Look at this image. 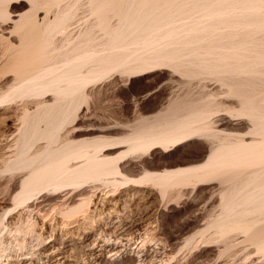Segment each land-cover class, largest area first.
<instances>
[{
	"label": "rangeland",
	"instance_id": "rangeland-1",
	"mask_svg": "<svg viewBox=\"0 0 264 264\" xmlns=\"http://www.w3.org/2000/svg\"><path fill=\"white\" fill-rule=\"evenodd\" d=\"M124 1L126 2V0H0V264H46V258L44 257L45 255L43 256V254L41 252H43L44 249L50 248L51 246L57 248L60 252L63 251L62 253H64L66 255V258L65 259L63 258L64 260L60 259L58 264H101L102 263L101 260L106 259V258H109V259L118 258L119 259V258H125L128 256L129 257L134 256L135 259L138 260V262H139L138 264H145L146 262H147L146 264H186L187 263L186 262L187 257L190 256L191 253L200 251V249L203 247V245L204 246L210 245L213 247L216 246L214 254H212V255L210 254L209 256H205V258L203 257V261L209 262V264H211V262L215 259L219 260L220 264H264L263 263L264 262V250L261 248H260L261 249L260 250L258 248L259 245L256 244V243H258L256 241L249 242L250 240L247 239L248 242L247 243L244 242V241H246L245 239L249 238V237L245 236L246 238L245 239L243 238L244 237L242 235L243 229H241V228H239V229L236 228V229L240 230L241 232L237 231L234 228L236 231H234L233 234H230L231 236H228V237L226 236V238L224 239L225 235L223 238L220 237L222 235H219L222 233L221 227H219L220 231H218L219 230L218 226H217V229H216V226L214 229V225H212L213 227H208V230L204 231V235L202 234V236H203L202 239H200L201 238L200 237V238H198V241L194 242L193 245L182 246L181 248H178V250H176L174 254L171 253L172 247L170 245V244L174 243L178 239V237H180L181 234H183L188 229L190 223L192 222V219H194V215L196 213H198L199 211L202 210V212L204 214L203 217L206 216V217H204V218H206L205 221L204 220H202V221L206 222V220H208V221L211 220L213 215H214L213 216L214 218L211 221H214L216 219L215 214L219 212L218 209L220 208V206L217 205V202L219 203L218 197L217 198L214 197L212 200L211 196H212L213 192L219 196V193L217 192V190L220 189V186H219L220 183L223 182L224 184L227 183L229 185V182H232V181L236 182V180H238V179H239L238 181H240L241 178H243V176H245L246 173H249V170L252 171L255 168L256 169H261V168L263 169L264 168L263 167L264 166V164H263L264 159H263V161H261V160L264 157L263 156L264 151H262V153H263L262 156H258V158L262 157V158H260L261 160L257 159L258 161H256V162L253 161V163L249 162V163H247V165H246V163L244 165L243 164H239V165L237 164V166L235 167V165H236L235 164V165H231V168H230V166H228L229 168H227V166H222V167L227 168V169L225 168V170H224V168L222 169L218 165H217L218 167L214 166V169H215V167L217 169L220 168V170L217 172H220L221 169L223 171H221L222 173H220L218 175L216 173L210 177L209 176L203 177V178L200 177V179L194 178L193 180L191 179L192 181L191 180H176L173 182L170 181V183H164L165 181H161L159 179L157 181L154 178H152L155 174H160V173L161 174H165V173L167 174V172H170V171H173L176 169L193 168V167L197 166L200 163V161L198 159L205 157V156H208V154H209V146L211 145L209 142V137H210L211 130H213V131L219 130L220 132H223V133L226 132L228 134H233V135H235V134H237V135L238 134L239 135L250 134V135H254V136L258 135V137L261 136V134L260 135L257 134L256 131H253L256 133V134L255 133L253 134L251 132L252 131L251 129L253 127V124L255 123V121H253V120H256L257 123L260 122L259 124L262 123L264 125V122H263L264 118L263 117H261L263 119H261V118H258V120L256 119L257 116L259 117V115H262V112L259 113L260 111L257 112V110L258 109L259 110L264 109V106H263L264 100H262L264 98V84H263L264 83V76H263L264 75L263 74L264 73V68H263L264 67V0H220V1L216 0V2H214V0H191V1L190 0H173L176 5L170 4V2H172L171 0H168L170 2H167V0H164V2H163V0L162 1L159 0L163 5L165 3L166 6L164 5V7H163V5L159 2L161 6L159 5L160 7H157L153 14L155 15V13L160 14V13L165 12L164 14H166L165 15L166 18L163 17V18H161L162 20L159 19L158 23L162 22V21L164 23H166L167 21L165 22L164 21V19H165V20H168V22L170 21L169 22L170 24L159 23L158 27H155V26H157V24H155V26H153L155 29H153V27H151V30H153V31L156 30L157 34L155 33L156 34L155 35L154 32L152 31L150 33V35L152 34V36H150V35L148 36L149 31H151L149 29L146 37L148 39L150 37V40H151L152 39L151 37H153L154 35L156 37H159V35L161 36L162 35L161 33H164V32H165V35H168V34H166L167 31L168 30L170 31V30H172L173 27H176V29H178V32H177V30L171 31V32H173L172 33L173 37L179 33L178 35H180L181 38H178L180 36L177 35V36H175L176 40L174 41L173 37L172 38L169 37L167 39L168 36L164 37L165 35L164 36L162 35L163 38H165L164 39L165 44H164V46L162 44V46L158 47V45H160L161 43L160 42H159L160 44L156 43L160 40H158L159 38L156 39V37H155V40H157V41L153 42V40H154V38H153V40L150 41L151 43L149 44V45H151L153 42L155 45L154 47L152 45V48L150 47L151 48L150 49L149 47H146L147 45L144 46V48L146 47L147 50H149V52L147 51V53H146V49L142 48V46L145 43H147L144 35H142V36H144V38L142 36L141 37L139 36L137 38L135 36V33H131L132 32L131 30H130L131 35L128 33L126 34L125 32H127V30L129 32V29H127L126 31L124 30V31L118 33L117 34L118 37L116 35H112L113 33L111 34V32L117 27V22L120 23L121 17H122V15H124L123 9H126L129 4L133 3V1H136V0H132V2H130V3L128 2V5H127V2L125 3ZM254 2H257L256 5L257 4L258 5L257 6L251 5V4H254ZM168 3H169V6H172V8L168 6ZM197 3H199V5L202 7L197 5ZM193 4H196L197 5L196 7H198V8L197 9L194 8L195 6ZM204 5H207L208 7L204 6ZM65 6H66V8H65ZM251 6H252V8H251ZM253 6H254V8H253ZM162 7L164 10H162ZM204 7H206L207 9ZM215 8L217 9V10H215L216 12L214 11ZM157 9H158V11H157ZM208 9H210V10H208ZM218 9H220V11H218ZM221 9H222V11H221ZM64 10H67V11H64ZM68 10L71 13L68 12ZM57 11L59 12V14L60 13L62 14L63 11H64V13L65 12L70 13L69 14L70 15V19H69L70 21H69V24L66 25L67 28L65 27L64 29H56L55 30L57 33H55V34L53 33L54 36L52 34V36L48 38L51 40V42L49 40L48 44H47L49 46H46V48H45V44L43 42L47 43L46 40H48V39H45V41H43V42L41 41L42 39L47 38L45 36L44 20L47 18H49V20L53 19L55 17L54 15H58ZM120 11H121V13H120ZM177 11H180V12H177ZM208 11L209 12L211 11V13L213 15L211 13H209ZM227 11H228V13H227ZM55 13H57V14H55ZM187 14H188V16H187ZM203 14H204V16H202ZM224 14H226V15H224ZM179 15L182 17H180ZM227 15H229V16H227ZM217 16H219V17H217ZM104 18H105V21H104ZM186 18H187V20H186ZM223 20H225V21H223ZM261 20H262V22H261ZM98 22H100V23H98ZM97 23L99 26H97ZM208 23L210 24V27H209ZM211 23H213V24H211ZM162 24L164 25V27H167V28H163L161 26ZM191 24L192 25L194 24V25L192 26ZM215 24H217V25H215ZM170 25L171 26L173 25V26H172V28L169 29ZM190 25H191V27H189ZM211 25H213L214 27ZM185 26H187V28ZM108 27H109V29H108ZM159 28H160V30H159ZM179 28H181L182 30ZM107 29L108 30L113 29V30L112 31L110 30L111 31L110 32ZM166 29H167V31H166ZM198 29L200 30L199 33L197 32ZM211 29H212V31H211ZM157 30H159V31H157ZM204 30H206V31L204 32ZM107 31H108V34H106ZM171 32H168V33L170 34ZM174 33H176V34H174ZM213 33H215V34H213ZM61 34H62V36H60ZM84 36H86V37H84ZM87 36L90 39L93 38L91 40L94 41V43H97L99 45L98 46L96 44L94 47V48L98 47V48H96V50H97V53H99V54L102 51H105V49H106L105 47L107 44H109L107 49L111 48L110 44H112V43H110V42L113 41L112 40V37H113L114 39L117 40L116 47H115V44L114 45L112 44V46H114L113 49H115L114 50L115 53H117L116 51H119L120 49L122 50V48L119 49V47L126 46V45L130 44V42H131L132 46H130V47L126 46L125 47L127 49V51L128 50L130 51V49H131V51H130L131 54L135 49L133 46L136 47L138 45L136 47V49H139L138 51H140V53L138 54L139 56L141 55V53H145V54H143V56L151 53L149 55L152 57L151 51L156 50L157 47L158 48H161V47L165 48L171 43L170 46L173 49L170 48V46L165 48V51L167 49L169 50V51L167 50L170 53V54L168 53V55L172 54V52H171L172 50L174 52V54H172V55H174L175 59H176L177 55L179 56V54H181V53H182V55H181V57L179 56L181 58V59L179 58L180 61L178 60V58L176 60L173 59V61L171 60V57H170V59H168V60H171L173 63H175V65L169 64L168 60H164L165 63H163V61L160 58L161 55L160 56L159 55L153 56V58H151L149 56H146V57L144 56L145 58H143V61L146 62V59L148 61H150L149 59H151L150 64H153L152 62L156 61V59L154 61V58H156V57H157V60H160V62H158L160 64L164 65V64H166V61H168L166 64V68L169 65L168 68L163 69L165 66L162 67L163 65L161 66L160 64H158L160 66H157L156 63H155V65L149 64V66L146 63L147 65L145 66V64H143V61L141 60L142 56H140V59H139V57L137 58L138 51L136 49H135V51H137V53L134 52L136 54V58H134L135 55L132 58L133 55H130V52H128L132 59L130 58V60H127L126 64L123 63V65L124 66H126V65L130 66L132 64V67L135 68L136 67L135 63H138V66H140V68H138V66H137V68H135L136 69L135 70V69H131L132 67L130 66L131 68L125 69L126 71H128V73H126L122 69V67L120 69H119V67H117V68L112 67V68L106 69L105 72L101 73L100 75H98L94 79H91L90 81H88V83H87L88 85L86 84V86H85V91L87 93H89L88 94L89 96L87 97V99L85 101L80 102V105H79V103L77 104L78 107H80V106L81 107L80 108L76 107V109L78 111L75 110L73 117L71 116L70 117L71 119L69 118V120L67 119L65 121L66 123H63V125L61 127H63L64 125L65 126L63 128L59 129L60 132L58 130V138H60V139L56 138V140H55L56 144H55V142H53L54 143V145L52 144L53 147L57 146L60 143L59 140H61L63 137H64L63 138L64 140H67V139L72 140V138H73V140L77 139L76 141H78V139L79 140L80 139L88 140V138L93 139L94 135H95L94 137H96V135H98V136L99 135H105L104 136L105 142L102 144V147H103V145L105 148H107V146L109 147L110 145H111V147L117 146L119 143L117 144L116 140H120L124 136L123 134L126 133L125 131H127V133L129 132L130 129L128 130V128L131 127L130 125L138 123L145 116H148V114L150 116H153V113L156 114L158 112L160 104L162 102H164L168 97L174 98L176 96V95L172 94L171 90H173L174 93L176 92V94H181L180 92H183V93L188 92V94H187L188 97L190 96L189 93H191L193 90H195L192 92L193 94L191 93L192 97H197V95L199 94L198 96H200V95L204 96V98L209 100V102H211V98L214 97L215 99L214 98H213L214 100L212 99L214 104L211 103V104H213L211 107H213V110H215V111H213L211 116L209 115V117H207L208 119H206V118L204 120L198 119V122H197V120H194V123H197V125L199 123L200 125H202V127L203 126H205V127H203V129L201 130L200 133H198L199 135L198 134L195 135L196 137L193 135L194 138L191 139L184 146V148L180 151H176V149H177V146H180V143L184 140V138H183V140L177 139V140L171 141V142L165 144L164 146L153 143V144L149 145L150 147L149 146L145 147V149H144V147L143 148L118 147V148L113 149V150L102 151L104 149V147L103 148L100 147L101 149L100 148H99L100 150L98 149L99 151L97 154H99L100 151H102L100 154H104V155H106L107 158H110L111 163L109 165L113 167V170H109L108 172H105V173H103V175H100L98 177L91 176V177H88L84 180H80L77 182H66V183H62V184L57 185V186L55 185V187L52 185H49V184H44L42 186H39V188L37 187L36 189H34L29 195L24 197L22 200H21V198L20 199L15 198L14 195H11L9 193L10 187H11L14 179L17 178L21 174H25L26 172L28 173V171L32 170V167H30V168L27 167L28 169L26 167L19 168V169H16V172H15L14 169H13V171H12V169H10L11 167L5 166L6 162H4L5 161L4 159L8 155L14 154L15 153L14 150H16V149L18 150V139L17 138L21 134V131H24V129L22 130V128H24V127H22V125H23L22 119L24 118L23 116H27V113H29L27 117H31L32 114L33 115L35 114L34 110H36V108H38L36 106H39V105L43 106L45 103H46L45 104V106H46L47 104L49 105V103L53 104L52 100H54L55 102H57V101L54 98H51V97H53V92L48 88H43V90L41 88L39 90L36 89L35 92L31 91L28 93H23L21 95H14L13 97H12V95H9L12 98L11 97H9V98L3 97V96L6 95L5 93L8 94L10 92L9 90L13 89L14 86L17 87L16 85L19 86V85L23 84L22 82H25V81L29 82L30 80H28V79L32 78V75L33 76L36 75V73L40 69L39 68L40 66L43 65L45 67V65H46V67H47L49 65L48 63L50 61H52V59L56 62V60L59 57H62L61 56L62 51H66L67 49L72 48V46H75L77 44V41H80V40L83 41L84 39H89ZM119 36H121V37H119ZM125 36H128L127 39H125ZM51 38H53V39H51ZM109 38L111 41L109 40ZM118 38H120V39H118ZM132 38L133 39H135V38L139 39L140 38V40H137V41H140L141 43L137 42L136 40H133ZM190 38H192V41L194 39V41L192 42ZM198 38H201L199 40H202V41H198ZM58 39H60V41ZM106 39H108V40H106ZM143 39L145 40V42ZM161 39H162V37H161ZM180 39H182L181 41H184L186 39V42L188 41L187 43L185 42L187 45L184 42H180ZM53 41H54V43H53ZM62 41H64V42H62ZM105 41L108 43L106 44ZM127 41H129V42H127ZM142 41L144 42L143 45H142V43H143ZM162 41H163V39H162ZM167 41H169L170 43H167ZM196 41L198 44L196 43ZM41 42L44 45H42ZM205 42L207 43V45L209 44V46H207ZM230 42H232V43H230ZM55 43H57V45ZM102 43H104V45H102ZM138 43H140V44H138ZM177 43L180 45V47ZM188 43H189V46H188ZM219 43H220V45H219ZM52 44L56 47H54ZM68 44H70V45L68 46ZM156 44H157V46H156ZM210 44L211 45L213 44V47L210 46ZM214 44H216V45H214ZM50 45H51V47H50ZM184 45H186V46L183 47ZM43 46H44V48H42ZM222 46L224 48L225 47L226 48L224 49ZM236 46H238L240 49ZM47 47L49 50H47ZM99 47L103 48L104 50L102 49L100 52ZM176 47L177 48L179 47L180 51ZM207 47H208V49H207ZM209 47L211 50L209 49ZM215 47L217 49H215ZM235 47L237 48V51H236ZM59 48H60V50H57ZM192 48H194V49H192ZM234 48H235V50H234ZM132 49H133V51H132ZM195 49H197V50H195ZM221 49L223 52L221 51ZM176 50L179 51V54L175 53ZM204 50L205 51L207 50L206 53ZM107 51H109V52H107ZM110 51L112 52L113 50L112 49L106 50L105 53L107 52L108 54H110L111 53ZM122 51L124 52V48ZM218 51H219V53H217ZM234 51H236V52H234ZM45 52L48 55H46ZM210 52H211V54L209 55L208 53H210ZM212 52L213 53L215 52V53L212 54ZM49 53H50V55H49ZM154 53H155V51H154ZM233 53L234 54L239 53V54H237L239 56H236V55L234 56V55H232ZM256 53H258V54H256ZM44 54H45V56L43 57ZM51 54H54V56H52ZM57 54H58V56H56ZM103 54H104V52H103ZM218 54H219L218 59L220 57L222 58L223 55H224L223 56L224 59L226 58V56L228 54H229L228 56L231 55V59H230V57L228 59H225L228 62L227 64L225 63L226 66H224L222 64H221V66H218L222 62H220L219 64L214 66L215 64L212 63V61L213 62L216 61V59H217L216 55H218ZM153 55H155V54H153ZM212 55L215 57H213ZM254 55H255V57H254ZM48 56H51L50 58H52V59H50V61L47 60L49 58ZM211 56H212V60L209 59ZM245 56H247L249 58H246ZM45 57H48V58H45ZM54 58H56V60ZM221 58H220V60H221ZM250 58H251V60H250ZM152 59H153V61H152ZM182 59H184V60H182ZM185 59H187V60H185ZM197 59L201 62H198ZM208 59L211 60V61H208L209 65L207 63ZM232 59L235 62L232 61ZM259 59H261L262 61ZM44 60H46V61H44ZM133 60H135V61H133ZM181 60H182V62H181ZM230 60L233 62V64ZM128 61L133 62L134 64L129 63ZM174 61H177L178 63L174 62ZM241 61L247 62L248 64L247 63L245 64L244 62H242L244 64L243 65L241 63ZM123 62H125V61H123ZM139 62H141L142 64H140ZM184 62H185V64H184ZM195 62H196V64H195ZM53 63L54 62H52V65H54ZM198 63H200V64L202 63L201 66ZM211 63H212V66H211ZM238 63H241L242 66L239 65L240 66L239 69L242 68V70L240 69L238 71V69H237L238 67H237L236 68L237 72L234 71V73H236V75H235L233 73V69H235V68H233V67L237 66ZM178 64H180L181 66ZM190 64H191V66H190ZM250 64H251V66H250ZM91 65L92 64H89V66H87V68L88 67L89 68H97L99 66L98 64H97V66H96V64L93 66H91ZM186 65L187 66L189 65L190 67H187ZM202 65H204V66L202 67ZM247 65H249V66L247 67ZM43 66L41 67V69L43 68ZM94 66H96V67H94ZM177 66H179V67L177 68ZM194 66H196V67H194ZM197 66L200 69H198ZM209 66H211L210 67L211 69L209 68ZM225 67H227V70L228 69L230 70L232 68L233 69L230 70V72L228 73V71L226 70ZM224 68L226 71L224 70ZM112 69H113V71H112ZM170 69H172V70H170ZM175 69H177V70L175 71ZM181 69L183 70L182 72H184L185 70L186 71L188 70L187 74H185L186 76L184 75V73L182 74ZM202 69H203V71H202ZM215 69L216 70L220 69V70L216 71ZM178 70L180 72H178ZM192 70L193 71L196 70L194 72H196L198 75L196 73H194V74L190 73L189 74V72H192ZM213 70L217 73L218 76H219L218 73H221L220 75L225 76L227 74L228 78L229 77H231V78H229V79L227 77L223 78V76L218 77V76H216V74ZM109 71H111V72H109ZM231 71H232V73H231ZM203 72H204V74H203ZM225 72H226V74H224ZM104 73H106V74H104ZM166 73H169L170 75L172 73L173 74L171 75V77H168L165 79L163 76ZM210 73H212V74H210ZM199 74H201V75H199ZM184 79H187V80H184ZM244 79H246V80L244 81ZM187 81L189 82L190 85L186 84ZM231 81H232V83H231ZM25 83H27V82H25ZM232 84H234V85L236 84V85L234 86ZM171 86H172V88H171ZM234 87L237 88V91H239V92H244V94H246V93L250 94L249 96H251L252 98L247 97V95L245 97L242 93H239V94H242L246 100H248V98H250V99H253V98L261 99L263 97L261 100H259V99H258V101L256 100L257 104L254 102L255 99L253 101L252 100L250 101L251 104H252V102L254 103V104H252L254 107H256V106L258 107V108L256 107L257 109H255L250 104V102L248 103V101H247L248 105L246 104V107L247 106L249 107V104H250V107L252 106V108H254L255 111L257 113H259L258 115H256L257 113H255V111H254V115L256 117L253 116L252 117L253 119L249 116V118H251V120H250L248 118L247 113H251L249 111H252L254 109H251L249 107V109H251V110H249L248 107L247 108L244 107L245 106L244 104L246 102V101L245 102L242 101V100H244V98L241 99L240 97H242V96L239 95L240 97H238L237 96L238 94L233 93V91L228 92V89H230V88L235 89ZM176 88H178L179 91L181 89V91L178 92ZM210 88L212 89L211 91L209 90ZM190 89H192V90L190 91ZM39 92H41L42 94ZM206 92H209V93H206ZM210 92H212V94ZM209 94H211V96ZM215 94H216V96H215ZM166 95H168V96H166ZM164 96H165V98H164ZM161 97H162V99H161ZM237 98H238V100H237ZM7 99H9V100H7ZM44 100H46V102ZM65 100H66V98L62 99L61 102L62 101L65 102ZM154 101H156L158 103V105ZM237 101H238V103H237ZM42 102H43V104H42ZM61 102H59V99H58L57 104L63 106L65 103L62 102L63 103V105H62V104H60ZM215 102H217L216 105H215ZM242 102H243V104H242ZM258 103H260V104H258ZM261 104H263V105L260 106ZM242 105H243L244 109L240 108ZM228 106H230V107H228ZM41 108H44V106ZM41 108L39 106V109H41ZM239 108H240V111L244 114H242L239 111ZM235 110H237V111L235 112ZM242 110H244L246 112V115H245V112ZM85 112H86V114H84ZM252 113H251V115H253ZM53 115L56 117L55 113L52 112V116ZM221 115L226 116L227 119L230 120V122L225 127H223V129L222 128L216 129L215 128L216 121L220 118ZM150 116H148V117H150ZM262 116H264V113ZM136 117H140V118H136ZM231 118H233V119H231ZM28 119H32V117L28 118ZM136 119L139 121H137ZM70 120H71V122H70ZM82 120H83V122H82ZM42 122L44 123V121H42ZM43 123H41L42 124L41 127L45 128L44 126L46 123L45 124H43ZM203 123H205L206 125ZM79 124L84 126V128L86 126H88V128L86 127L87 130L89 129V126L91 124H94L98 127L101 126L102 129L104 128L106 130L108 128H112L113 126L114 127L112 128V130L110 129L107 131L103 129L104 131H102V132H99L96 130L86 131V128L84 129ZM209 124H211L212 127L209 126ZM259 124H258V127H260ZM262 124H261V128H263V130H264V126ZM76 125L79 128L81 126L80 129L83 128L84 130L76 131V133H74V131H73L74 129L75 130L79 129ZM209 127H211V128H209ZM43 128H41V130H43ZM114 128H116V129H114ZM220 129H222V130H220ZM120 130H121V132H120ZM263 130L262 129L258 130L259 133H262L261 138H264L263 137V132H264ZM122 131H124L123 134H122ZM261 131H263V132H261ZM204 132H206V133H204ZM59 133L61 136L59 135ZM66 133H70V135L66 134ZM72 133L76 134V135H71ZM100 133H102V134H100ZM105 133L107 135H110L111 137L110 136L108 137ZM66 135H67V137H66ZM119 135L122 137H120ZM212 135H214V134H212ZM212 135H211V137H212ZM116 137H118V139ZM85 138H87V139H85ZM109 138H112L114 141H112ZM216 138L217 137L214 136V138H212V139L216 140ZM43 140L42 139L37 140V142H35L33 144V146H31V148L32 147L33 148L29 150V154H32V152L34 153V151H36L37 147L39 148L40 144H41V146H43L42 144H44V143L47 144V142L45 140H44L45 141L44 142ZM108 140H110V143H108L109 142ZM180 140H181V142H180ZM61 141H63V140H61ZM37 143H38V145H37ZM158 145L160 146V148L157 147ZM161 148L163 151L161 150ZM138 150L140 152H138ZM158 151H161V154H156V152H158ZM258 153H259V151H258ZM260 155H261V153H260ZM77 160L80 161L81 159H77ZM130 160L137 161V166L134 170L129 171V173H128L127 171H124L123 166H125L126 163ZM254 162H255V164H254ZM256 163H258V165ZM248 164H250V165H248ZM116 166H117V168L114 169ZM251 167H253V168L251 169ZM204 168L199 169V172H203ZM241 171H242V173H244V171H245V173L242 175L240 173ZM263 171H264V169H263ZM214 172H216V171H214ZM240 175H242L241 178L239 177ZM107 176H108V178H107ZM221 180H223V181H221ZM204 183H206V184H204ZM207 183H209V184H207ZM230 184H232V183H230ZM212 186L214 187V191L209 192L206 190L207 188H210ZM84 187H86V189L88 191L84 195V197L82 199L83 201L81 200L80 202L75 204V206L67 207L64 204L63 205L60 204V202L45 204L44 206L42 205V207L40 204H38V202L41 201V195L44 194L45 191L50 190L49 192L52 191L54 193H56V192L66 193V191L76 192V191L81 190ZM217 187H219V188H217ZM70 194L71 193H68V195H70ZM209 199H211V200H209ZM206 203H207V205H206ZM213 203H214V206L210 207V205H212ZM56 204H58V205H56ZM38 205H39V207H38ZM246 206L247 207L249 206L248 208L250 209L253 206V204L244 205L242 208L244 210L246 209L245 211L240 207L242 209V210L241 209L240 210L243 212L238 210L239 207L237 209H235L234 213L237 214L238 211L241 212V214L238 212L240 215L237 214L236 216L239 215L238 217L241 216L242 218H245L248 220H251L252 218L255 217V220H260V221L263 220L264 221V219H262V218H264L262 216V215H264V209L263 208L260 209V211L263 209L261 211L262 213L260 214L259 210L257 211L258 213L256 211H253L254 209L258 208L257 206L252 207L254 209L251 208V210L245 208ZM42 208H45V210H43ZM212 211H213V213L214 212L215 213L213 214ZM246 211L247 212L253 211V213L254 212L255 213L254 214L248 213V215L246 214L245 216H249V218H250L249 219V218L244 217L243 216L244 214H242ZM231 214H230V216H231ZM257 214H258V216H257ZM210 215H212V216H210ZM232 215L233 216L231 218H233L235 216L234 214H232ZM208 216H210V217H208ZM230 216H229V218H230ZM156 217L158 218V220L160 222L158 227L161 229L160 231L163 234L165 233L163 235V237L164 238L166 237L168 239L167 242H166V238H165V240L162 241L159 239L158 235L155 233L157 230V228H155V226L158 225V223L155 222ZM256 217L259 219H256ZM263 221L260 223L258 221H254V222H256L260 225L262 223L264 224ZM253 225H254V227L259 226V225H256L255 223ZM209 226H211V225H209ZM233 230L232 231L230 230V232H228V233L233 232ZM205 233H207V234H205ZM249 233L250 232H248V235H249ZM215 235H217V236H215ZM244 235H246V233ZM256 235L257 234H255V236ZM259 235H261V234H259ZM235 236H237V237H235ZM212 237H214L215 239ZM242 238H243V242H242ZM256 239H257V237H256ZM229 242H230V245H232V247L231 248L229 247V249H228V246H227V248H225L226 247L225 244H227ZM254 242H256V243H254ZM233 245H234V247H233ZM223 246H225V247H223ZM256 246H258V247H256ZM217 248L220 249V251L223 248H225L227 251L228 250H230V251L227 252V251H224V249H223L224 252L221 251V252H223V253H221ZM118 249H120V250L118 251ZM190 251H191V253H190ZM45 252H46L45 254H49V251H45ZM218 252H220V254ZM47 256L49 257V259H47V260L51 263V261L54 260L55 258H57L59 255H58V253H54L53 255H47Z\"/></svg>",
	"mask_w": 264,
	"mask_h": 264
},
{
	"label": "bare ground",
	"instance_id": "bare-ground-1",
	"mask_svg": "<svg viewBox=\"0 0 264 264\" xmlns=\"http://www.w3.org/2000/svg\"><path fill=\"white\" fill-rule=\"evenodd\" d=\"M160 1H162V0H160ZM159 0H136V1H133V3H131V4H129L128 5V2L130 3V2H132V0H126V2H127V8L126 9H123L124 10V15H122V17H121V20H120V23H118L117 22V27L112 31L111 29V31L110 30H108L109 29V27H108V31H110L111 32V34L112 35H116L117 36V34L118 33H120V32H122V31H126L127 29H129V32H128V30H127V32H125L126 34L128 33V34H130V32L131 33H135V36L138 38L139 36L141 37L142 35H144L145 36V40L147 41V43H145L144 44V42H145V40H144V42L142 43V48H144V46H146V47H151L152 48V45H153V47L155 46L154 45V43L153 42H155V41H157V40H155V35L157 34L156 33V30L155 31H153V30H151V27H153V26H155V24H157V26H155V27H158L159 25V23H163V24H170L169 22H168V20H165L164 19V21L166 22V23H164L163 21L162 22H159L158 23V20L159 19H161V18H163V17H165V15L166 14H164L165 12H163V13H160V14H156L155 13V15L153 14L154 12H155V9L157 8V7H160L161 5H160V2ZM172 2H170V1H168L167 0V2H170V4H174V5H176L175 4V2L173 1V0H171ZM191 1V0H190ZM220 1V0H219ZM125 2V1H124ZM125 2V3H126ZM160 2V3H159ZM163 2H164V0H163ZM174 2V3H173ZM183 2V1H182ZM208 2V1H207ZM214 2H216V0H214ZM231 2V1H230ZM184 3V2H183ZM202 3V2H201ZM200 3V4H201ZM224 3V2H223ZM233 3V2H232ZM256 3L257 2H254V4H251V5H254V6H257L256 5ZM123 4V3H122ZM162 4V3H161ZM182 4V3H181ZM211 4V3H210ZM220 4V3H219ZM70 5V4H69ZM160 5V6H159ZM163 5V4H162ZM164 5H165V3H164ZM164 5H163V7H164ZM180 5V4H179ZM187 5V4H186ZM190 5V4H189ZM195 7L194 8H198V7H196L197 5H199V3H197V5L196 4H193ZM203 5V4H202ZM213 5V4H212ZM218 5V4H217ZM245 5V4H244ZM250 5V4H249ZM67 6V5H66ZM66 6H65V8H66ZM75 6V5H74ZM73 6V7H74ZM118 6V5H117ZM166 6V5H165ZM168 6H169V3H168ZM200 6V5H199ZM204 6H207V5H204ZM216 6V5H215ZM214 6V7H215ZM254 6H253V8H254ZM100 7V6H99ZM163 7H162V10H164L163 9ZM169 7H171L172 8V6H169ZM193 7V6H192ZM200 7H202V6H200ZM199 7V8H200ZM208 7V6H207ZM212 7V6H211ZM223 7V6H222ZM227 7V6H226ZM234 7V6H233ZM71 8V7H70ZM166 8V7H165ZM168 8V7H167ZM170 8V9H171ZM177 8V7H176ZM179 8V7H178ZM191 8V7H190ZM204 8H206V7H204ZM221 8V7H220ZM251 8H252V6H251ZM69 9V8H68ZM73 9V8H72ZM71 9V10H72ZM159 9V8H158ZM158 9H157V11H158ZM180 9V8H179ZM185 9V8H184ZM207 9V8H206ZM205 9V10H206ZM256 9V8H255ZM201 10V9H200ZM208 10H210V9H208ZM215 10H217L216 8L214 9V11ZM254 10V9H253ZM64 11H67V10H64ZM64 11L62 12V14L60 13L59 14V12H58V15H54L55 17L53 18V19H51V20H49V18H47V19H45L44 20V29H45V36L47 37V38H44V39H42L41 41L43 42V41H45V39H48L49 37H51L52 36V34L54 33H57L55 30L56 29H64L65 27H66V25L67 24H69V19H70V11L68 10V12H70V13H64ZM75 11V10H74ZM114 11V10H113ZM122 11V10H121ZM121 11H120V13H121ZM169 11V10H168ZM186 11V10H185ZM196 11V10H195ZM202 11V10H201ZM218 11H220V9H218ZM221 11H222V9H221ZM177 12H180V11H177ZM183 12V11H182ZM181 12V13H182ZM207 12V11H206ZM209 12V11H208ZM213 12V11H212ZM216 12V11H215ZM237 12V11H236ZM250 12V11H249ZM176 13V12H175ZM184 13V12H183ZM192 13V12H191ZM204 13V12H203ZM209 13H211V11L209 12ZM214 13V12H213ZM222 13V12H221ZM227 13H228V11H227ZM234 13V12H233ZM55 14H57V13H55ZM168 14V13H167ZM180 14V13H179ZM212 14V13H211ZM220 14V13H219ZM213 15V14H212ZM224 15H226V14H224ZM173 16V15H172ZM180 16V15H179ZM187 16H188V14H187ZM202 16H204V14L202 15ZM222 16V15H221ZM227 16H229V15H227ZM180 17H182V16H180ZM199 17V16H198ZM212 17V16H211ZM217 17H219V16H217ZM243 17V16H242ZM166 18V17H165ZM191 18V17H190ZM201 18V17H200ZM203 18V17H202ZM208 18V17H207ZM224 18V17H223ZM197 19V18H196ZM209 19V18H208ZM213 19V18H212ZM220 19V18H219ZM230 19V18H229ZM244 19V18H243ZM162 20V19H161ZM186 20H187V18H186ZM192 20V19H191ZM214 20V19H213ZM97 21V20H96ZM102 21V20H101ZM104 21H105V18H104ZM108 21V20H107ZM204 21V20H203ZM209 21V20H208ZM223 21H225V20H223ZM72 22V21H71ZM172 22V21H171ZM197 22V21H196ZM222 22V21H221ZM228 22V21H227ZM235 22V21H234ZM261 22H262V20H261ZM92 23V22H91ZM98 23H100V22H98ZM98 23H97V26H99L98 25ZM104 23V22H103ZM102 23V24H103ZM108 23V22H107ZM195 23V22H194ZM217 23V22H216ZM219 23V22H218ZM161 25L163 28H167V27H164V25ZM173 24V23H172ZM197 24V23H196ZM206 24V23H205ZM209 24V23H208ZM211 24H213V23H211ZM223 24V23H222ZM261 24V23H260ZM192 25V24H191ZM191 25L189 26V27H191ZM194 25V24H193ZM192 25V26H193ZM198 25V24H197ZM201 25V24H200ZM204 25V24H203ZM215 25H217V24H215ZM263 25V24H262ZM160 26V27H161ZM169 26V25H168ZM173 26V25H172ZM172 26L170 25V27H169V29L170 28H172ZM206 26V25H205ZM211 26H213V25H211ZM161 27V28H162ZM186 28H187V26H185ZM188 27V28H189ZM209 27H210V24H209ZM214 27V26H213ZM220 27V26H219ZM67 28V27H66ZM102 28V27H101ZM175 28V29H174ZM202 28V27H201ZM218 28V27H217ZM69 29V28H68ZM86 29V28H85ZM98 29V28H97ZM149 29L151 30V31H149ZM153 29H155L154 27H153ZM157 29V28H156ZM179 29H181V28H179ZM194 29V28H193ZM197 29V28H196ZM207 29V28H206ZM209 29V28H208ZM213 29V28H212ZM212 29H211V31H212ZM67 30V29H66ZM89 30V29H88ZM131 30V31H130ZM159 30H160V28H159ZM159 30H157V31H159ZM173 30H177V32H178V29H176V27H173L172 28V30H168L167 31V29H166V31H167V33L166 34H168V35H165V32L164 33H161L164 37H166V36H168L167 37V39L169 38V37H173V32H171V31H173ZM182 30V29H181ZM199 30V29H198ZM197 30V32L199 33L200 32V30L198 31ZM54 31V32H53ZM68 31V30H67ZM92 31V30H91ZM108 31H107V33L106 34H108ZM148 31H149V34H148ZM154 32V36L153 37H151L152 39L150 40V37H149V39L146 37L147 36V34H148V36L150 35V33L151 32ZM184 31V30H183ZM206 30H204V32H205ZM208 31V30H207ZM63 32V31H62ZM84 32V31H83ZM89 32V31H88ZM101 32V31H100ZM161 32V31H160ZM168 32H171L170 34L168 33ZM175 32V31H174ZM176 32V33H177ZM203 32V31H202ZM250 32V31H249ZM61 33V32H60ZM59 33V34H60ZM67 33V32H66ZM91 33V32H90ZM176 33H174V34H176ZM194 33V32H193ZM47 34V35H46ZM51 34V35H50ZM54 34H53V36H54ZM105 34V35H106ZM110 34V33H109ZM110 34V35H111ZM159 34V33H158ZM179 34V33H178ZM177 34V35H178ZM184 34V33H183ZM206 34V33H205ZM213 34H215V33H213ZM64 35V34H63ZM81 35V34H80ZM95 35V34H94ZM120 35V34H119ZM131 35V34H130ZM160 36L159 35V37H156V39H158V40H160V41H158V42H156V43H159L160 45H158V47H160V46H162V44H163V46H164V44H165V38H163V36ZM172 35V36H171ZM177 35H175V36H177ZM185 35V34H184ZM58 36V35H57ZM60 36H62V34L60 35ZM144 36H142L143 38H144ZM150 36H152V34L150 35ZM158 36V35H157ZM175 36L173 37V39H174V41L176 40L175 39ZM178 36H180V35H178ZM188 36V35H187ZM186 36V37H187ZM190 36V35H189ZM203 36V35H202ZM205 36V35H204ZM207 36V35H206ZM214 36V35H213ZM212 36V37H213ZM64 37V36H63ZM62 37V38H63ZM84 37H86V36H84ZM88 37V36H87ZM107 37V36H106ZM118 37V36H117ZM119 37H121V36H119ZM127 37L128 36H125V39H127ZM161 37H162V39H163V41H162V39H161ZM185 37V38H186ZM191 37V36H190ZM198 37V36H197ZM54 38V37H53ZM53 38H51V39H53ZM59 38V37H58ZM61 38V39H62ZM65 38V37H64ZM89 38V37H88ZM123 38V37H122ZM121 38V39H122ZM134 38V37H133ZM132 38V39H133ZM153 38H154V40H153ZM178 38H181V36L180 37H178ZM184 38V37H183ZM194 38V37H193ZM90 39V38H89ZM89 39H84L83 41L82 40H80V41H77V44L75 45V46H72V48H70V49H65L66 51H62V53H61V56L62 57H57L58 59L56 60V58H54L55 60H56V62L52 59V58H50L51 56H48V57H45V58H48L47 60H49L50 61V59H52V61H50L47 65L49 66H47L46 67V65H45V67L43 66V68L41 69V67L42 66H40L39 68V70H38V72L36 73V75L35 76H33L32 75V78H30V79H28V80H30L29 82L28 81H25V82H27V83H25V82H22L23 84H21V85H16L17 87H15L14 86V88L13 89H11V90H9L8 92V94L7 93H5L6 95H2L3 97H11V96H9V95H12V97L14 96V95H21V94H23V93H28V92H31V91H33V92H35V90L37 89V90H39L40 88L43 90V88H48V89H50L52 92H53V97H51V98H54L57 102H58V99H59V102H61V100L62 99H65L66 98V100H65V102L64 101H62V102H64L65 104L63 105V103L61 102L60 104H62L63 106H61V105H58L57 104V102H55L54 100H52L53 101V104H50L49 103V105L47 104L46 106H45V104L43 105L44 106V108H41V107H43L42 105H39L40 106V108L41 109H39V106H36V107H38V108H36V110H34V115L32 114V119H28V118H31V117H27L28 116V114L29 113H27V116H23L24 118L22 119L23 120V125H22V127H24V128H22V130L24 129V131H21V134L19 135V137L17 138L18 139V150L16 149V150H14L15 151V153L14 154H10V155H8L4 160V162H6V167H11L10 169H12V171H13V169L15 170V172H16V169H19V168H24V167H28V168H30V167H32V170L31 171H28V173L26 172L25 174H21V175H19L17 178H15L14 179V181H13V183H12V185H11V187H10V190H9V193L11 194V195H14L15 196V198H21V200L24 198V197H26L27 195H29L34 189H36L37 187L39 188V186H42V185H44V184H49V185H52V186H54L55 187V185L57 186V185H60V184H62V183H66V182H77V181H80V180H84V179H86V178H88V177H91V176H95V177H98V176H100V175H103V173H105V172H108L109 170H113V167L112 166H110L109 164L111 163V160H110V158H107L106 157V155H104V154H100L102 151H109V150H113V149H116V148H118V147H127V148H135V147H137V148H143L144 147V149H145V147H147V146H149V145H151V144H153V143H155V144H159V145H161V146H164L165 144H167V143H169V142H171V141H174V140H177V139H181V140H183V138H184V140L181 142V140H180V146H177V149H176V151H180V150H182L183 148H184V146L191 140V139H193L194 138V136L195 135H197L198 133H200L201 132V130L203 129V127H205V126H203L202 127V125H200L199 123H198V125H197V123H194V120H197V122H198V119H208L207 117H209V115L211 116L212 115V113H213V111H215V110H213V107H211L213 104H214V102L212 101V99L214 98V97H212L211 98V102H209V100H207V99H205L204 98V96H198L197 95V97H192L191 95L193 94L192 92L193 91H195V90H193L191 93H189V97H188V92H180L181 91V89H180V91L178 90V88H176L177 89V91L178 92H180L181 94H176V92L174 93L173 92V90H171L172 91V94L173 95H176L174 98H170V97H168L164 102H162L161 104H160V107H159V110H158V112L156 113V114H154L153 113V116H150L149 114H148V116H150V117H148V116H145L143 119H141L140 121L139 120H137V121H139L138 123H136V124H133V125H130L131 127L130 128H128V130H129V132L127 133V131H125L126 133H124V131H122V134L124 135L123 137L122 136H120V137H122L120 140H116V143L118 144L117 146H114V147H111V145L108 147L107 146V148H105L104 147V145H103V147H104V149L102 150V151H100V155L99 154H97L98 153V151L101 149L100 147H102V144L105 142V135H96V137H94L93 136V139H89L88 138V140H82V139H78V141H76V140H73V138H72V140L70 139H67V140H64L62 137V139L61 140H63V141H61V140H59L60 141V143L57 145V146H55V147H53V145H54V143L53 142H55V140H56V138H58V130L60 129V128H63V127H61L62 125H63V123H66L65 121L68 119L69 120V118L72 116L73 117V115H74V112H75V110H77L76 109V107L77 108H80V107H78V103H79V105H80V102H83V101H85L86 99H87V97L89 96L88 94L89 93H87L86 91H85V86H86V84L88 83V81H90L91 79H94L95 77H97L98 75H100L101 73H103V72H105V70L106 69H108V68H112V67H119V69L122 67V69L126 72V73H128V71H126L125 69H129V68H131L132 67V64L129 66V65H126V66H124L123 65V63H125L126 64V61L127 60H130V55H133L132 56V58L134 57V55H135V57L134 58H136V54L134 53V52H136L137 53V51L139 50V49H136V47L138 46L137 44V46L135 47V46H133L137 51H135V49H134V51H133V49H132V54H131V49H130V51L128 50L127 51V49L125 48L126 46H128V47H130V46H132V44H131V42H130V44H128V45H126V46H123V47H119V49L120 48H122V50H123V48H124V52L121 50H119V51H116L117 53H115L114 52V50L115 49H113L114 48V46H112V44L114 45L115 44V47H116V43H117V40L116 39H114L113 37H112V42H110L111 40H110V38H109V42L110 43H112V44H110V46H111V48L110 49H107L108 48V46H109V44H107L108 42H106V49H105V51L106 50H113L110 54H108L107 52H109V51H107L106 53H105V51H102L101 52V50L103 49V48H100L99 47V50H100V54L99 53H97V50H96V48H98V47H96V48H94L95 47V45L97 44V43H94V41H92L91 39H93V38H91L90 40ZM118 39H120V38H118ZM124 39V38H123ZM122 39V40H123ZM148 39V40H147ZM187 39V38H186ZM186 39L184 40V41H181L182 39H180V42H186ZM191 39V41H192V38H190ZM196 39V38H195ZM199 39H201V38H198V41H202V40H199ZM50 39H48V40H46L47 41V43H45V42H43L44 44H45V48H46V46H49V45H47L48 44V41H49ZM59 41H60V39H58ZM68 40V39H67ZM100 40V39H99ZM106 40H108V39H106ZM129 40V39H128ZM133 40H140V38L139 39H133ZM142 40V39H141ZM153 40V42H152V44L151 45H149L151 42L150 41H152ZM188 40V39H187ZM197 40V39H196ZM96 41V40H95ZM126 41V40H125ZM189 41V40H188ZM187 41V42H188ZM193 41H194V39H193ZM192 41V42H193ZM244 41V40H243ZM41 42V43H42ZM50 42H51V40H50ZM58 42V41H57ZM62 42H64V41H62ZM127 42H129V41H127ZM137 42H140V41H137ZM136 42V43H137ZM186 42V43H187ZM259 42V41H258ZM40 43V44H41ZM42 43V45H44ZM53 43H54V41H53ZM72 43V42H71ZM141 43V42H140ZM140 43H138V44H140ZM167 43H170L169 41H167ZM185 43V44H186ZM196 43H197V41H196ZM206 43V42H205ZM211 43V42H210ZM218 43V42H217ZM227 43V42H226ZM230 43H232V42H230ZM39 44V45H40ZM56 45H57V43H55ZM171 44V43H170ZM170 44L168 45V46H170ZM178 44V43H177ZM191 44V43H190ZM198 44V43H197ZM196 44V45H197ZM235 44V43H234ZM38 45V46H39ZM53 45V44H52ZM65 45V44H64ZM70 44H68V46H69ZM98 45V44H97ZM102 45H104V43H102ZM149 45V46H148ZM179 45V44H178ZM187 45V44H186ZM186 45H184L183 47H185ZM192 45V44H191ZM195 45V46H196ZM200 45V44H199ZM206 45H207V43H206ZM205 45V46H206ZM214 45H216V44H214ZM219 45H220V43H219ZM262 45V44H261ZM54 46V45H53ZM99 46V45H98ZM156 46H157V44H156ZM167 46V47H168ZM188 46H189V43H188ZM187 46V47H188ZM204 46V45H203ZM207 46H209V44L207 45ZM210 46H212L213 47V44L211 45L210 44ZM218 46V45H217ZM225 46V45H224ZM233 46V45H232ZM50 47H51V45H50ZM54 47H56V46H54ZM53 47V48H54ZM103 47V46H102ZM118 47V46H117ZM132 47V48H133ZM144 48V49H146V53H147V51L149 52V50H147V48ZM157 47V49L156 50H153V51H151L152 52V57L149 55V54H151V53H149V54H146V55H144L145 57L146 56H149V57H151V58H153V56H160V58H161V60L163 61V63H165L164 62V60H168V59H170V57H171V60L173 61V59L174 60H176L177 58H178V60H179V58L181 57V55H182V53L181 54H179V47H180V45H179V47L177 48L178 50H176L175 51V53H177V54H179V56L177 55L176 56V59L174 58V55H172V54H174V52H173V50L171 51L172 52V54L171 55H168V51L166 50L165 51V48H167V47H161V48H158ZM186 47V48H187ZM223 47V46H222ZM221 47V48H222ZM228 47V46H227ZM231 47V46H230ZM234 47V46H233ZM236 47H238V46H236ZM235 47V48H236ZM243 47V46H242ZM38 48V47H37ZM42 48H44V46L42 47ZM52 48V49H53ZM66 48V47H65ZM150 48V49H151ZM170 48H172L171 46H170ZM224 48V47H223ZM226 48V47H225ZM224 48V49H225ZM235 48H234V50H235ZM239 48V47H238ZM51 49V50H52ZM56 49V48H55ZM126 49V50H125ZM143 49V50H144ZM173 49V48H172ZM183 49V48H182ZM192 49H194V48H192ZM207 49H208V47H207ZM209 49H210V47H209ZM215 49H217L216 47H215ZM240 49V48H239ZM242 49V48H241ZM47 50H49L48 49V47H47ZM54 50V49H53ZM57 50H60V48L59 49H57ZM98 50V51H99ZM104 50V49H103ZM195 50H197V49H195ZM211 50V49H210ZM219 50V49H218ZM253 50V49H252ZM44 51V50H43ZM126 51V52H125ZM154 51H155V53H154ZM192 51V50H191ZM202 51V50H201ZM205 51V50H204ZM207 51V50H206ZM206 51H205V53H206ZM215 51V50H214ZM217 51V50H216ZM221 51H222V49H221ZM232 51V50H231ZM236 51H237V48H236ZM236 51H234V52H236ZM239 51V50H238ZM257 51V50H256ZM47 52V51H46ZM45 52V53H46ZM103 52H104V54H103ZM128 52H130V55H129V53ZM145 52V51H144ZM183 52V51H182ZM209 52V51H208ZM223 52V51H222ZM42 53V52H41ZM51 53V52H50ZM50 53H49V55H50ZM59 53V52H58ZM140 53V51H138V53H137V58L139 57V59H140V56H142L141 57V60L143 61V58H145L144 56H143V54H145V53H141V55L139 56L138 54ZM215 53V52H214ZM213 52H212V54H214ZM217 53H219V51L217 52ZM221 53V52H220ZM247 53V52H246ZM153 54H155V55H153ZM170 54V53H169ZM194 54V53H193ZM200 54V53H199ZM203 54V53H202ZM209 55L211 54V52L210 53H208ZM226 54V53H225ZM237 54H239V53H237ZM237 54H232V55H236V56H239V55H237ZM256 54H258V53H256ZM46 55H48L47 53H46ZM52 56H54V54H51ZM229 55V54H228ZM226 56V58L225 59H228L229 57H230V59H231V55L230 56ZM45 56V54L43 55V57ZM56 56H58V54L56 55ZM60 56V55H59ZM173 56V57H172ZM198 56V55H197ZM206 56V55H205ZM213 56V55H212ZM212 56L209 58V59H211L212 60ZM217 56V59H218V56H219V54L218 55H216ZM224 56V55H223ZM222 56V58H221V60H220V58L217 60L216 58V61L215 62H213L212 61V63H214L215 65L214 66H216L217 64H219L220 62H222V63H220V65H218V66H221V64L222 65H224V66H226L225 65V63L227 64L228 62H227V60H225L224 59V57ZM233 56V57H234ZM258 56V55H257ZM260 56V55H259ZM41 57V56H40ZM42 57V58H43ZM189 57V56H188ZM187 57V58H188ZM213 57H215V56H213ZM246 58H249V57H247V56H245ZM254 57H255V55H254ZM253 57V58H254ZM41 58V59H42ZM131 58V59H132ZM159 58V57H158ZM235 58V57H234ZM238 58V57H237ZM241 58V57H240ZM239 58V59H240ZM155 59H156V61H155ZM181 59V58H180ZM201 59V58H200ZM207 60V63H208V61H211V60ZM245 59V58H244ZM140 60V61H141ZM145 60V59H144ZM150 61H148L147 59H146V62L145 61H143V64H145V66L148 64V66H149V64L151 63V59H149ZM171 60H168L169 61V64H171V65H175V63H173ZM177 60V61H178ZM182 60H184V59H182ZM182 60H181V62H182ZM185 60H187V59H185ZM198 60V59H197ZM206 60V59H205ZM238 60V59H237ZM250 60H251V58H250ZM259 60H261V59H259ZM44 61H46V60H44ZM123 61H125V62H123ZM133 61H135V60H133ZM141 61V62H142ZM152 61H153V59H152ZM154 61L155 62H152L153 64H150V65H155V63L157 64V66H162L163 64H160V63H158V62H160V60H157V57L156 58H154ZM168 61H166V64H167V62ZM171 61V62H170ZM177 61H174V62H177ZM180 61V60H179ZM231 61V60H230ZM229 61V62H230ZM232 61H234L233 59H232ZM231 61V62H232ZM262 61V60H261ZM52 62H54L53 64L54 65H52ZM129 62V61H128ZM141 62H139L140 64H142ZM145 62V63H144ZM149 62V63H148ZM198 62H201V61H199L198 60ZM205 62V61H204ZM230 62V63H231ZM235 62V61H234ZM242 62H244V61H241V63ZM254 62V61H253ZM45 63V62H44ZM56 63V64H55ZM129 63H133V62H129ZM147 63V64H146ZM162 63V62H161ZM178 63V62H177ZM212 63H211V66H212ZM241 63H238L237 64V66H235V67H233V68H235V69H233L232 67V69H233V73H234V71L235 72H237L236 70L238 69V71L241 69L242 70V68H240L239 69V67L240 66H242L241 65ZM245 64L247 63V62H244ZM46 64V63H45ZM52 66H51V65ZM89 64H92L91 66H93V65H95L96 64V66H97V64L99 65L97 68H87V66H89ZM128 64V63H127ZM134 64V63H133ZM136 64V67L135 68H137V66H138V63H135ZM158 64H160V65H158ZM166 64H164L162 67H164L163 69H165L166 68ZM183 64V63H182ZM184 64H185V62H184ZM195 64H196V62H195ZM198 64H200V63H198ZM202 64V63H201ZM201 64H200V66H201ZM206 64V63H205ZM232 64H233V62H232ZM243 64V63H242ZM248 64V63H247ZM252 64V63H251ZM251 64H250V66H251ZM170 65V66H171ZM178 65H180V64H178ZM208 65H209V63H208ZM229 65V64H228ZM227 65V66H228ZM240 65V66H239ZM244 65V64H243ZM253 65V64H252ZM96 66H94V67H96ZM169 66V65H168ZM168 66H167V68H168ZM181 66V65H180ZM184 66V65H183ZM187 66V65H186ZM190 66H191V64H190ZM189 65L187 66V67H190ZM193 66V65H192ZM204 65H202V67H203ZM211 66H209V68L211 67ZM230 66V65H229ZM249 65H247V67H248ZM153 67V66H152ZM173 67V66H172ZM176 67V66H175ZM174 67V68H175ZM179 66H177V68H178ZM194 67H196V66H194ZM193 67V68H194ZM238 67V68H237ZM134 67H132L131 69H135ZM138 68H140V66H138ZM161 68V67H160ZM166 68V69H167ZM197 68H198V66H197ZM205 68V67H204ZM214 68V67H213ZM216 68V67H215ZM226 68V70H227V67H225ZM225 68H224V70H225ZM237 68V69H236ZM264 68V67H263ZM121 69V70H122ZM188 69V68H187ZM198 69H200V68H198ZM207 69V68H206ZM211 69V68H210ZM209 69V70H210ZM217 69V68H216ZM215 69V70H216ZM222 69V68H221ZM232 69H230V70H232ZM245 69V68H244ZM110 70V69H109ZM136 70V69H135ZM170 70H172V69H170ZM174 70V69H173ZM177 69H175V71H176ZM189 70V69H188ZM187 70V71H188ZM218 70H220V69H218ZM218 70H216V71H218ZM225 70V71H226ZM230 70L228 69L227 71H228V73L230 72ZM112 71H113V69H112ZM130 71V70H129ZM183 70L181 69V72H182ZM187 71L185 70L184 72H182V74L184 73V75L185 74H187ZM194 71H196V70H194ZM193 70H192V72H189V74L190 73H196V72H194ZM198 71V70H197ZM200 71V70H199ZM202 71H203V69H202ZM214 71V70H213ZM212 71V72H213ZM222 71V70H221ZM109 72H111V71H109ZM108 72V73H109ZM170 72V71H169ZM173 72V71H172ZM178 72H180L179 70H178ZM186 72V73H185ZM211 72V71H210ZM215 72V71H214ZM213 72V73H214ZM220 72V71H219ZM224 72V71H223ZM260 72V71H259ZM107 73V72H106ZM106 73H104V74H106ZM231 73H232V71H231ZM249 73V72H248ZM173 74V73H172ZM171 74V75H172ZM188 74V75H189ZM192 74V75H193ZM197 74V73H196ZM203 74H204V72H203ZM210 74H212V73H210ZM215 74H216V76H218L217 75V73L215 72ZM219 74V76H223V75H220L221 73H218ZM224 74H226V72L224 73ZM235 75H236V73H234ZM264 74V73H263ZM171 75L169 74V73H166L163 77L166 79V78H168V77H171ZM191 75V76H192ZM198 75V74H197ZM199 75H201V74H199ZM214 75V74H213ZM174 76V75H173ZM186 76V75H185ZM194 76V75H193ZM218 76V77H219ZM264 76V75H263ZM100 77V76H99ZM98 77V78H99ZM106 77V76H105ZM180 77V76H179ZM198 77V76H197ZM224 77H227L228 78V76H227V74L225 75V76H223V78ZM97 78V79H98ZM173 78V77H172ZM183 78V77H182ZM196 78V77H195ZM229 78H231V77H229ZM228 78V79H229ZM241 78V77H240ZM171 79V78H170ZM198 79V78H197ZM226 79V78H225ZM224 79V80H225ZM184 80H187V79H184ZM206 80V79H205ZM223 80V81H224ZM233 80V79H232ZM239 80V79H238ZM246 79H244V81H245ZM254 80V79H253ZM23 81V80H22ZM192 81V80H191ZM222 81V82H223ZM226 81V80H225ZM234 81V80H233ZM259 81V80H258ZM183 82V81H182ZM188 82V81H187ZM186 82V84H189V82L187 83ZM228 82V81H227ZM90 83V82H89ZM193 83V82H192ZM203 83V82H202ZM226 83V82H225ZM230 83V82H229ZM231 83H232V81H231ZM230 83V84H231ZM19 84V83H18ZM166 84V83H165ZM218 84V83H217ZM246 84V83H245ZM264 84V83H263ZM88 85V84H87ZM95 85V84H94ZM168 85V84H167ZM166 85V86H167ZM190 85V84H189ZM192 85V84H191ZM202 85V84H201ZM232 85H234V84H232ZM231 85V86H232ZM236 85V84H235ZM234 85V86H235ZM183 86V85H182ZM238 86V85H237ZM236 86V87H237ZM192 87V86H191ZM87 88V87H86ZM168 88V87H167ZM170 88V87H169ZM171 88H172V86H171ZM188 88V87H187ZM235 88V87H234ZM166 89V88H165ZM164 89V90H165ZM236 89V90H235ZM235 89H228V92H231V91H233V93H235V94H238L237 96L238 97H240V96H242V97H240L241 99H243L244 98V96L246 97V95H247V97H250V98H252L251 96H249L250 94L249 93H246V94H244V92H239V91H237V88H235ZM242 89V88H241ZM175 90V89H174ZM185 90V89H184ZM183 90V91H184ZM189 90V89H188ZM192 89H190V91H191ZM210 91L212 90L211 88L209 89ZM215 90V89H214ZM261 90V89H260ZM93 91V90H92ZM187 91V90H186ZM46 92V91H45ZM204 92V91H203ZM39 93H41V92H39ZM50 93V92H49ZM206 93H209V92H206ZM211 94H212V92H210ZM220 93V92H219ZM239 93H242V94H239ZM42 94V93H41ZM52 94V93H51ZM151 94V93H150ZM168 94V93H167ZM201 94V93H200ZM211 94H209L210 96H211ZM232 94V93H231ZM44 95V94H43ZM208 95V94H207ZM240 95V96H239ZM166 96H168V95H166ZM195 96V95H194ZM215 96H216V94H215ZM11 97V98H12ZM226 97V96H225ZM17 98V97H16ZM68 98V99H67ZM164 98H165V96H164ZM250 98H248V100H246L245 98H244V100H242V101H246L245 102V108H247L246 107V104H247V101H248V103L252 100H254L255 98H253V99H250ZM263 98V97H262ZM261 98V99H262ZM61 99V100H60ZM161 99H162V97H161ZM210 99V98H209ZM215 99V98H214ZM213 99V100H214ZM218 99V98H217ZM259 99V98H258ZM258 99L256 98L255 100H254V102L256 103L257 101H258ZM261 99H259V100H261ZM7 100H9V99H7ZM43 100V99H42ZM160 100V99H159ZM219 100V99H218ZM237 100H238V98H237ZM257 100V101H256ZM262 100H264V98L262 99ZM6 101V100H5ZM41 101V100H40ZM45 102H46V100H44ZM48 101V100H47ZM217 101V100H216ZM49 102V101H48ZM51 102V101H50ZM55 102V103H54ZM154 102H156V101H154ZM224 102V101H223ZM140 103V102H139ZM157 103V102H156ZM211 103H213V104H211ZM237 103H238V101H237ZM241 103V102H240ZM239 103V104H240ZM263 103V102H262ZM38 104V103H37ZM36 104V105H37ZM41 104V103H40ZM42 104H43V102H42ZM217 104V102H215V105ZM242 104H243V102H242ZM250 104H251V102H250ZM250 104H249V107H250ZM252 104H254L253 102H252ZM251 104V105H252ZM257 104V103H256ZM258 104H260V103H258ZM157 105H158V103H157ZM248 105V104H247ZM263 104H261L260 106H262ZM155 106V105H154ZM253 106V105H252ZM252 106L250 107L251 109H257L256 107H254V108H252ZM259 106V105H258ZM264 106V105H263ZM157 107V106H156ZM228 107H230V106H228ZM249 107H248V109H249ZM216 108V107H215ZM240 108H242V109H244L243 108V105L240 107ZM240 108H239V111H240ZM38 109V110H37ZM154 109V108H153ZM247 109V110H248ZM251 109H249V110H251ZM255 109L254 110H252V111H249V112H253L252 114L253 115H251V113H247L248 114V118H249V116L252 118L253 116L254 117H256L255 115H254V111H255ZM227 110V109H226ZM263 110V111H262ZM78 111V110H77ZM237 110H235V112H236ZM238 111V112H239ZM242 111H244V110H242ZM247 111V112H248ZM258 111H260L259 113H261L262 112V115H263V113H264V109H258L257 110V112ZM52 112L53 113H55V115H56V117L53 115L52 116ZM229 112V111H228ZM234 112V111H233ZM237 112V113H238ZM241 112V111H240ZM245 112V111H244ZM256 111H255V113H257ZM26 113V112H25ZM242 113V112H241ZM259 113H257L256 115H258ZM83 114V113H82ZM84 114H86V112L84 113ZM242 114H244V113H242ZM77 115V114H76ZM141 115V114H140ZM152 115V114H151ZM215 115V114H214ZM232 115V114H231ZM245 115H246V112H245ZM262 115H259V117L257 116V120H258V118H261V117H263L264 118V116H262ZM30 116V115H29ZM34 116V117H33ZM142 116V115H141ZM140 116V117H141ZM27 117V118H26ZM53 117V118H52ZM78 117V116H77ZM140 117H136V118H140ZM143 117V116H142ZM141 117V118H142ZM247 117V116H246ZM81 118V117H80ZM212 118V117H211ZM251 118H249L250 120H251ZM263 118H261V119H263ZM71 119V118H70ZM78 119V118H77ZM231 119H233V118H231ZM253 119V118H252ZM202 120V121H203ZM42 121H44V123L42 122ZM74 121V120H73ZM207 121V120H206ZM253 121H255V123L253 124V127H252V133L254 134L255 132H253V131H256L257 132V134H261V136H259L258 137V135L257 136H254V135H250V134H246V135H237V134H235V135H233V134H228V133H223V132H220L219 130H211V133H210V137H211V135L212 134H214V135H212V137L210 138L209 137V142H210V146H209V154H208V156H205V157H202V158H200V159H198L199 161H200V163L197 165V166H195V167H193V168H184V169H176V170H173V171H170V172H167V174L165 173V174H155L152 178H154L155 180H157L158 181V179L159 180H161V181H165L164 183H170V181H176V180H193L194 178H199L200 179V177H207V176H212L213 174H216L217 173V175L218 174H220V173H222L221 171H223L222 169L224 168V170H225V168L226 167H222V166H227V168H229L228 166H230V168H231V165H235V167L237 166V164L239 165V164H245L246 163V165H247V163H249V162H251V163H253V161H258V160H261L260 158H262V157H259L258 158V156H262V154L264 153H262V151H264V138H261L262 137V133H259L258 132V130L259 129H262L263 130V128H261V124H259V123H257L256 122V120H253ZM260 121V120H259ZM70 122H71V120H70ZM82 122H83V120H82ZM204 122V121H203ZM229 122H230V120L229 119H227V117L226 116H223V115H221L220 116V118L216 121V126H215V128L217 129H219V128H222L223 129V127H225L227 124H229ZM264 122V121H263ZM41 123H43V124H45V128H43V127H41ZM85 123V122H84ZM202 123V122H201ZM207 123V122H206ZM196 126H195V125ZM203 124H205V123H203ZM258 124L260 125V127H258ZM68 125V124H67ZM79 125H81V124H79ZM87 125V124H86ZM89 125V124H88ZM193 125V126H192ZM206 125V124H205ZM263 125V124H262ZM77 126V125H76ZM82 126V125H81ZM81 126H80V128H81ZM209 126H211V124H209ZM213 126V127H214ZM264 126V125H263ZM75 127V126H74ZM78 127V126H77ZM83 128H84V126H82ZM87 128H88V126H86ZM85 127V128H86ZM100 127V128H99ZM96 126V125H94V124H91L90 126H89V129L88 130H96V131H99V132H102V131H104V130H106V129H102L101 128V126ZM109 127V126H108ZM114 127V126H113ZM112 127V128H113ZM129 127V126H128ZM207 127V126H206ZM212 127V126H211ZM211 127H209V128H211ZM41 128H43V130H41ZM73 128V127H72ZM79 128V127H78ZM74 129L73 131H74V133H76V131H81V130H84L83 128L82 129ZM87 128H86V131H88L87 130ZM107 128V127H106ZM112 128H108L107 130H112ZM114 129H116V128H114ZM205 129V128H204ZM208 129V128H207ZM222 129H220V130H222ZM227 129V128H226ZM71 130V129H70ZM106 130V131H107ZM123 130V129H122ZM200 130V131H199ZM20 131V130H19ZM213 131V132H212ZM264 131V130H263ZM263 131H261V132H263ZM59 132H60V130H59ZM110 132V131H109ZM120 132H121V130H120ZM250 132V133H251ZM97 133V132H96ZM95 133V134H96ZM107 133V132H106ZM105 133V134H106ZM204 133H206V132H204ZM251 133V134H252ZM66 134H69L70 135V133H66ZM78 134V133H77ZM100 134H102V133H100ZM121 134V135H122ZM256 134V133H255ZM59 135H60V133H59ZM71 135H76V134H71ZM107 135V134H106ZM194 135V136H193ZM199 135V134H198ZM207 135V134H206ZM209 135V134H208ZM61 136V135H60ZM65 136V135H64ZM98 136V137H97ZM108 137L110 136V135H107ZM106 136V137H107ZM118 136V137H119ZM214 136L215 137H217L216 138V140L215 139H212V138H214ZM66 137H67V135H66ZM69 137V136H68ZM107 137V138H108ZM111 137V136H110ZM118 137H116L117 139H118ZM196 137V136H195ZM198 137V136H197ZM206 137V136H205ZM263 137H264V132H263ZM70 138V137H69ZM92 138V137H91ZM113 138V137H112ZM112 138H109V139H111L112 141H114ZM40 139H44L46 142H47V144L46 143H44V144H42L43 146H41V144L39 145V148L37 147V149H36V151H34V153L32 152V154H29V150L30 149H32L31 148V146H33V144L35 143V142H37V140H40ZM58 139H60V138H58ZM57 139V140H58ZM75 139V138H74ZM85 139H87V138H85ZM43 140V141H44ZM44 141V142H45ZM109 142L108 143H110V140H108ZM112 143V142H111ZM53 144V145H52ZM55 144H56V142H55ZM113 144V143H112ZM115 144V143H114ZM37 145H38V143H37ZM157 146L158 148H160V146ZM176 145V144H175ZM113 146V145H112ZM155 146V145H154ZM172 146V145H171ZM17 147V146H16ZM102 147V148H103ZM150 147V146H149ZM156 147V148H157ZM100 148V149H99ZM155 148V147H154ZM99 149V150H98ZM35 150V149H34ZM161 150H162V148H161ZM127 151V150H126ZM163 151V150H162ZM175 151V152H176ZM258 151H259V153H258ZM261 151V152H260ZM138 152H140L139 150H138ZM137 153V152H136ZM260 153H261V155H260ZM156 154H161V151H158V152H156ZM206 154V155H207ZM103 156V157H102ZM263 156H264V154H263ZM77 159H81L80 161L79 160H77ZM258 159V160H257ZM263 159H264V157L262 158V160L261 161H263ZM141 161V160H140ZM144 162V161H143ZM255 162H254V164H255ZM264 162V161H263ZM259 163V162H258ZM258 163H256L257 165H258ZM264 164V163H263ZM139 165V164H138ZM220 166L222 169H221V171L220 172H217V171H219L220 170V168L219 169H217L216 167H218V166ZM248 165H250V164H248ZM136 166H137V161H135V160H130V161H128L127 163H126V165L125 166H123V169H124V171H127L128 173H129V171H132V170H134L135 168H136ZM214 166H216L215 167V169H214ZM241 166V165H240ZM205 167V168H204ZM244 167V166H243ZM262 167V166H261ZM264 167V166H263ZM27 168V169H28ZM117 168V166L114 168V169H116ZM203 169L204 168V170H203V172H199V169ZM226 168V169H227ZM234 168V167H233ZM253 167H251V169H252ZM259 168V167H258ZM9 169V168H8ZM119 169V168H118ZM238 169V168H237ZM241 169V168H240ZM246 169V168H245ZM264 169V168H263ZM263 169L261 168V169H254V170H252V171H250L249 170V173H246L245 174V176H243V178H241V176L245 173V171H244V173H242V171L240 172L242 175H240L239 177L241 178V180L240 181H238V180H236V182H229V185L227 184V183H220V189L219 190H217V192L219 193V196L218 195H216L214 192H213V194H212V196H211V198H212V200H213V198L214 197H218V201H219V203L217 202V205H219L220 206V208L218 209V213H216L215 214V216H216V219L214 220V221H211L214 217V215L212 216V215H210V216H212V218H211V220H206V222H204L205 221V219L206 218H204V217H206V216H204L203 217V212H202V210L201 211H199L198 213H196L195 215H194V219H192V222L190 223V225H189V227H188V229L183 233V234H181V236L180 237H178V239L174 242V243H172V244H170L171 245V247H172V250H171V253H175V251L176 250H178V248H181L182 246H188V245H193L194 244V242H196V241H198V238H200V239H202V234L204 235V231L205 230H208V227H213L212 225H214V229H215V226H216V229H217V226H218V229H219V227H221V234H219V235H222V236H220V237H224V235H225V237H224V239L226 238V236L228 237V236H231L230 234H233L234 233V231H239V232H241L240 230H238L239 228H241V229H243V238L245 239L247 236L249 237V238H246L245 240L246 241H244V242H248V240L247 239H249L250 241L249 242H251V241H256V242H258V243H256V242H254V243H256V244H258L259 245V247L258 246H256V247H258L259 249L261 248V249H263L264 250V224L262 225V224H258V223H256V222H254V221H260V220H255V215L253 216L254 218H252L251 220H248V219H245V218H242L241 216V218L240 217H238L240 214H241V212H243V211H241L243 208V206L244 205H250V204H253V206L252 207H260L259 209L258 208H256V209H254V208H252L251 206V208L252 209H254L253 211H258L259 210V212H260V214L262 213L261 211L264 209V171H263ZM230 170V169H229ZM232 170V169H231ZM244 170V169H243ZM10 171V170H9ZM139 171V170H138ZM214 171H216V172H214ZM21 173V172H20ZM235 173V172H234ZM237 175V174H236ZM113 176V175H112ZM115 176V175H114ZM107 178H108V176H107ZM114 178V177H113ZM236 178V177H235ZM101 179V178H100ZM103 179V178H102ZM153 179V180H154ZM208 179V178H207ZM113 180V179H112ZM191 180V181H192ZM204 181V180H203ZM221 181H223V180H221ZM226 181V180H225ZM224 181V182H225ZM235 181V180H234ZM220 182V181H219ZM228 182V181H227ZM230 183H232V184H230ZM160 184V183H159ZM204 184H206V183H204ZM207 184H209V183H207ZM211 184V183H210ZM47 186V185H46ZM182 186V185H181ZM211 186V185H210ZM171 187V186H170ZM169 187V188H170ZM167 188V187H166ZM213 188V189H212ZM217 188H219V187H217ZM67 190V189H66ZM207 191H209V192H212V191H214V187L212 186V187H210V188H207L206 189ZM50 191V190H49ZM49 191H45L44 192V194H42L41 195V201L40 202H38V204H40L41 205V207H42V205L44 206L45 204H51V203H57V202H60V204H64V205H66L67 207H72V206H75V204H77L78 202H80L82 199H83V197H84V195L87 193V189H86V187H84V188H82L81 190H79V191H76V192H71V191H66V193H61V192H56V193H54V192H49ZM64 191V190H63ZM65 192V191H64ZM216 192V193H217ZM68 193H71L70 195H68ZM217 193V194H218ZM9 194V195H10ZM196 194V193H195ZM210 194V195H211ZM68 195V196H67ZM11 198V197H10ZM210 198V197H209ZM8 199V198H7ZM12 200V199H11ZM10 200V201H11ZM209 200H211V199H209ZM208 200V201H209ZM83 201V200H82ZM207 201V202H208ZM215 201V200H214ZM17 202V201H16ZM23 202V201H22ZM35 203V202H34ZM257 205H256V204ZM56 205H58V204H56ZM79 205V204H78ZM205 205V204H204ZM206 205H207V203H206ZM33 206V205H32ZM50 206V205H49ZM48 206V207H49ZM209 206V205H208ZM211 206H214V203L212 204V205H210V207ZM34 207V206H33ZM36 207V206H35ZM38 207H39V205H38ZM61 207V206H60ZM206 207V206H205ZM218 207V206H217ZM239 207V209L238 210H240L241 208V212H237V214H239L238 216H236L237 214L236 213H234V210L235 209H237ZM241 207V208H240ZM249 207V206H248ZM247 206L245 207V208H247V209H249ZM208 208V207H207ZM206 208V209H207ZM251 208L249 209V210H251ZM261 208H263L261 211H260V209ZM41 209V208H40ZM43 210H45V208H42ZM198 209V208H197ZM203 209V208H202ZM204 210V209H203ZM244 210V209H243ZM246 210V209H245ZM244 210V211H245ZM40 211V210H39ZM248 211V210H247ZM246 211V212H247ZM253 211H250V212H244V213H242V214H244L243 216L244 217H246V218H249V216H245L246 214L248 215V213H252V214H254L253 213ZM233 212V213H232ZM210 213V212H209ZM208 213V214H209ZM212 213H213V211H212ZM215 213V212H214ZM213 213V214H214ZM234 214L235 216L233 217V218H231L233 215L232 214ZM258 213V212H257ZM39 214V213H38ZM206 214V213H205ZM230 214H231V216H230ZM210 216H208V217H210ZM229 216H230V218H229ZM257 216H258V214H257ZM263 217H264V215H262ZM252 217V216H251ZM261 217V216H260ZM204 218V219H203ZM209 219V218H208ZM250 219V218H249ZM254 219V220H253ZM256 219H259V218H257L256 217ZM262 219H264V218H262ZM202 220H204V221H202ZM208 221V222H207ZM263 221V220H262ZM262 221H260V222H262ZM155 222L156 223H158V225H156L155 226V228H157V230H156V234L158 235V237H159V239L160 240H165V238L163 237V235L165 234H163L160 230V228L158 227L159 226V224H160V222H159V220H158V218L156 217V219H155ZM259 222V223H260ZM264 222V221H263ZM256 224V225H259L258 227L257 226H255L254 227V225L253 224ZM153 225V224H152ZM209 225H211V226H209ZM253 225V226H252ZM236 228H238V229H235ZM213 229V228H212ZM213 229V230H214ZM234 229V230H233ZM230 230L232 231L233 230V232H231V233H228V232H230ZM246 232H245V231ZM218 231H220V229L218 230ZM217 231V232H218ZM229 234H227V233ZM246 233V235H244L245 233ZM248 232H250L249 233V235H248ZM208 233V232H207ZM207 233H205V234H207ZM261 234V235H259V234ZM215 234V233H214ZM240 234V233H239ZM255 234H257L256 236H255ZM141 235V234H140ZM218 235V236H219ZM208 236V235H207ZM215 236H217V235H215ZM246 236V237H245ZM252 236V237H251ZM205 237V236H204ZM211 237V236H210ZM233 237V236H232ZM235 237H237V236H235ZM241 237V236H240ZM256 237H257V239H256ZM212 238H214V237H212ZM239 238V237H238ZM243 238H242V242H243ZM251 238V239H250ZM204 239V238H203ZM206 239V238H205ZM211 239V238H210ZM215 239V238H214ZM221 239V238H220ZM223 239V240H224ZM240 239V238H239ZM228 240V239H227ZM230 240V239H229ZM168 241V239L166 238V242ZM205 241V240H204ZM226 241V240H225ZM234 241V240H233ZM207 242V241H206ZM232 242V241H231ZM238 242V241H237ZM240 243V242H239ZM228 244V245H227ZM227 244H225V246H223V247H225V248H227V246H228V249H229V247L231 248L232 247V245H230V242L229 243H227ZM232 244V243H231ZM234 244V243H233ZM237 244V243H236ZM199 245V244H198ZM50 247V246H49ZM233 247H234V245H233ZM219 248V247H218ZM217 248V249H218ZM225 248H223L224 249V251H227ZM215 249H216V246H204L203 245V247L200 249V251H198V252H194V253H191V251H190V253H191V255L190 256H188L187 257V263L186 264H209V262H204L203 261V257L205 258V256H209L210 254L212 255V254H214L215 253ZM223 249L221 250V251H223ZM260 249V250H261ZM120 249H118V251H119ZM219 251H220V249H218ZM232 250V249H231ZM259 250V251H260ZM262 250V251H263ZM43 251V250H42ZM45 251H49V254H45L46 252ZM122 251V250H121ZM220 251V252H221ZM223 251V252H224ZM228 251H230V250H228ZM227 251V252H228ZM63 252V251H62ZM62 252H60L57 248H55V247H53V246H51L50 248H47V249H44V251L43 252H41L42 254H43V256L46 258V264H58L59 263V261H60V259H65L66 258V255L64 254V253H62ZM116 252V251H115ZM220 252H218L219 254H220ZM223 252H221V253H223ZM54 253H58V257L57 258H55L54 260H50L51 261V263L47 260V259H49V257L47 256V255H53ZM169 255V254H168ZM172 258V257H171ZM174 258V257H173ZM207 258V257H206ZM63 259V260H64ZM209 260V259H208ZM102 261V263L103 264H138L139 262H138V260L137 259H135V257L134 256H128V257H125V258H115V259H109V258H106V259H103V260H101ZM166 262V261H165ZM220 261L219 260H217V259H215V260H213L212 262H211V264H220L219 263ZM100 263V262H99ZM101 263V264H102ZM147 263V262H146ZM145 263V264H146ZM178 263V262H177ZM264 263V262H263Z\"/></svg>",
	"mask_w": 264,
	"mask_h": 264
}]
</instances>
